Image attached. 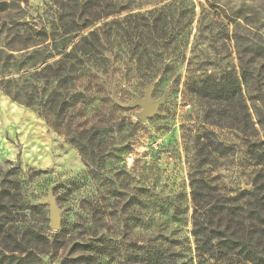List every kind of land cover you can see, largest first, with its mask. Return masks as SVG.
<instances>
[{"label":"rangeland","instance_id":"rangeland-1","mask_svg":"<svg viewBox=\"0 0 264 264\" xmlns=\"http://www.w3.org/2000/svg\"><path fill=\"white\" fill-rule=\"evenodd\" d=\"M77 3L0 0V190L22 195L0 212V264H27L25 240L36 236H56L55 245L28 264H155L154 252L198 264L192 181L228 197L252 191L259 171L252 152L264 150V0H95L92 19L101 18L80 31ZM44 27L77 59L52 52L45 60L46 46L28 48ZM84 38L90 53L75 49ZM23 86L36 88L35 105L12 97ZM220 91L230 98L218 99ZM148 92L161 105L141 122ZM245 110L251 128L243 132ZM92 228L98 258L83 243Z\"/></svg>","mask_w":264,"mask_h":264},{"label":"trees","instance_id":"trees-1","mask_svg":"<svg viewBox=\"0 0 264 264\" xmlns=\"http://www.w3.org/2000/svg\"><path fill=\"white\" fill-rule=\"evenodd\" d=\"M79 3V0H74ZM95 0H84V4L79 5L75 8V20L76 27L81 29H86L92 26L94 23L98 22L100 17L92 19L93 11L96 9V5H93ZM99 7V6H98ZM91 16V19L89 18ZM78 26V27H77ZM76 31V30H75ZM39 36L40 40L37 44H32L30 47H40L43 49H49L52 52L58 54H64L65 62L70 57L77 59L76 55L73 56L75 52H70L67 54L68 45L65 40L61 43L57 42L56 37L52 34L49 35L48 30L44 27L41 31L35 32ZM67 35V34H65ZM30 36V35H29ZM28 36V39H30ZM88 39L84 38L75 49L79 48V51L87 52L86 48L83 47L84 42ZM81 48V49H80ZM72 51H75L74 49ZM56 53H52L51 57L45 59H52ZM30 59L33 57L30 56ZM60 64V65H59ZM65 63L61 60L57 63L58 71L67 70L64 65ZM52 70L51 66L47 67ZM71 72L76 71L75 64L69 67ZM41 73L35 75L36 78L40 76ZM6 87L17 84H11V81L7 82ZM215 86L219 85L215 83ZM236 89V96H241V90L239 87V81L233 85ZM27 87L23 86L18 89V93L12 95L15 100H20L22 95H24L25 103L29 105H35L37 99L36 88L33 92H28ZM206 89L204 87L199 88L198 93L205 98ZM220 91L218 99L226 101L230 98L229 95H224ZM9 93V92H8ZM30 93V94H29ZM11 94V91L10 93ZM217 97V96H216ZM26 99V100H25ZM250 114L248 112L242 111L240 126L241 131H249L251 125H249ZM252 149H256V146H252ZM255 157L256 166L259 167V171L256 174L253 181V190L244 191L234 196H223L218 193V190L214 187H210L205 180H193L192 181V202L195 206L193 214V231L192 236L195 239V257L191 258L192 263L194 260L198 261V264H209L213 261L219 262V264H264V150L261 152H252ZM22 201V195L20 193V187H14L9 189L0 190V212L6 215L10 213L8 211L11 207L15 206L16 203ZM89 229L88 233L84 235L85 244L84 247H90L94 250V255L101 256V239L99 238V229ZM55 239L52 243L47 241V239L36 236L33 240L31 238H26L25 241L30 243L31 252L27 254V264L30 261V257L37 259L36 250H40L45 247L53 248L55 245ZM89 245V246H87ZM96 246V247H95ZM56 250V246L54 247ZM152 261L155 264H177L172 257H165L164 253L154 252L152 254ZM183 264H188L183 262Z\"/></svg>","mask_w":264,"mask_h":264},{"label":"water","instance_id":"water-1","mask_svg":"<svg viewBox=\"0 0 264 264\" xmlns=\"http://www.w3.org/2000/svg\"><path fill=\"white\" fill-rule=\"evenodd\" d=\"M139 104L143 107V109L137 114V119L141 122H146L148 118H153L158 114L157 111L161 105V102L155 101L151 95V92H148L146 99L140 100ZM44 203L50 205V220L52 229L57 232L61 227L60 209L56 207L55 198L53 196L47 198Z\"/></svg>","mask_w":264,"mask_h":264}]
</instances>
